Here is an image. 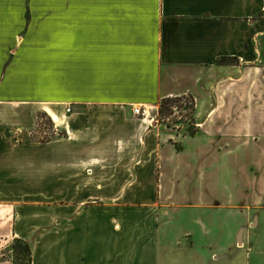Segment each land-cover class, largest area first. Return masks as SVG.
<instances>
[{
	"label": "crops",
	"instance_id": "obj_1",
	"mask_svg": "<svg viewBox=\"0 0 264 264\" xmlns=\"http://www.w3.org/2000/svg\"><path fill=\"white\" fill-rule=\"evenodd\" d=\"M173 97L195 133L133 114ZM40 114L65 137L32 140ZM16 238L32 264H264V0H0V264Z\"/></svg>",
	"mask_w": 264,
	"mask_h": 264
},
{
	"label": "built area",
	"instance_id": "obj_2",
	"mask_svg": "<svg viewBox=\"0 0 264 264\" xmlns=\"http://www.w3.org/2000/svg\"><path fill=\"white\" fill-rule=\"evenodd\" d=\"M190 105L191 103L187 99H183L180 103L173 104L170 114L163 118H150L149 110L141 106L133 107V114L140 119H149L151 123L162 122L167 129L175 133L190 135L198 129V124L194 120ZM67 111L70 112L71 108L68 107Z\"/></svg>",
	"mask_w": 264,
	"mask_h": 264
},
{
	"label": "trees",
	"instance_id": "obj_3",
	"mask_svg": "<svg viewBox=\"0 0 264 264\" xmlns=\"http://www.w3.org/2000/svg\"><path fill=\"white\" fill-rule=\"evenodd\" d=\"M220 64L232 63V60L227 58H221L219 60ZM183 99H187L191 105L190 110L192 114L194 113L195 102L192 97H173L166 98L160 102L159 105V118H163L167 116L171 112V106L175 103H180ZM195 133V132H194ZM9 253L12 252V262L13 264H32V250L31 246L27 241L21 239H14L11 246L8 248Z\"/></svg>",
	"mask_w": 264,
	"mask_h": 264
},
{
	"label": "rangeland",
	"instance_id": "obj_4",
	"mask_svg": "<svg viewBox=\"0 0 264 264\" xmlns=\"http://www.w3.org/2000/svg\"><path fill=\"white\" fill-rule=\"evenodd\" d=\"M65 135L66 133L64 131L63 132L61 130L57 131L55 123L46 114H40L38 116L36 127L30 133L32 140H35L41 143H47L58 137L60 138L65 137ZM2 253L6 254L4 257L7 256L10 259H12V252L10 251L9 253V249H6Z\"/></svg>",
	"mask_w": 264,
	"mask_h": 264
}]
</instances>
